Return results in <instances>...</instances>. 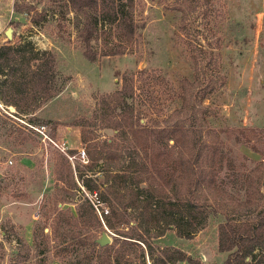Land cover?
<instances>
[{"label": "rangeland", "instance_id": "obj_1", "mask_svg": "<svg viewBox=\"0 0 264 264\" xmlns=\"http://www.w3.org/2000/svg\"><path fill=\"white\" fill-rule=\"evenodd\" d=\"M14 1L0 0V46L25 37L37 48L53 52L60 92L34 111H16L0 103V264H143L136 245L129 246L118 262L112 254L100 252L103 232L109 244L113 241L102 219L107 206L82 187L61 203L65 194L55 186L54 145L23 122L44 124L56 143L66 141L73 150V166L94 179L78 155L85 149L79 124L86 119L92 136L112 137L107 119L92 118L99 96L119 89L123 73L141 69L159 71L178 93L183 77L193 79V49L209 57L203 63L208 76L219 72L224 78L203 101L207 108L199 117L204 115L206 122H197L216 130L223 141L219 189L212 193L219 197L220 209L210 213L194 236L180 237L169 229L152 243L181 249L200 264H224L228 252L218 250V224L227 218H254L264 207V0H134L136 48L94 61L82 53L73 25L76 14L61 7L63 0H19L20 5L35 7V12L15 11ZM33 16L40 19L37 25ZM210 49L217 61L209 65ZM158 83L153 76L140 81L135 100L142 111L140 121L150 125L157 114L165 118L163 108L169 113L180 105L178 98L170 99L162 80ZM247 191L250 203L238 204ZM84 196L94 213L84 204ZM145 262L151 264L147 256Z\"/></svg>", "mask_w": 264, "mask_h": 264}, {"label": "trees", "instance_id": "obj_2", "mask_svg": "<svg viewBox=\"0 0 264 264\" xmlns=\"http://www.w3.org/2000/svg\"><path fill=\"white\" fill-rule=\"evenodd\" d=\"M63 2L61 7L76 14L73 25L88 60L120 55L136 48L134 0ZM13 7L17 12L36 11L28 4L20 5L19 0L14 1ZM39 22L33 16L32 23ZM58 26L64 27L62 23ZM195 51L190 52L193 79L183 77L178 93L160 77L159 71L150 73L141 69L123 73L119 89L99 96L92 118L107 119V127L114 130L112 137L100 140L92 136L86 119L79 124L87 162L83 166L92 171L94 179L73 166V158L68 157H74L73 150H67V156L53 149L55 186L65 194L61 203L68 202L72 192L82 187L86 193L95 194L98 203L107 206L102 219L113 233V241L98 247L100 252L112 254L115 262L128 252L129 246L136 245L140 247L143 264L146 256L151 264L179 261L200 264L181 249L152 243L169 229L180 237L190 238L205 227L210 213L220 209V199L212 197V193L219 189L217 177L223 169L220 158L223 141L216 130L200 127L197 122H206L204 115L199 117L207 108L203 101L224 83V78L219 72L208 76L203 63L209 57L202 50L198 54ZM216 55L210 49L209 65L216 63ZM56 66L53 52L37 48L25 37L17 43L1 45L0 103L13 106L16 111L41 107L60 92ZM152 76L157 84L162 80L170 99L178 98L180 105L169 113L163 108L165 118L159 119L161 115L157 114L159 118L150 125L140 121L142 111L135 106V100L140 95L139 82ZM236 140L249 142L247 137ZM245 203H250L248 191L244 201H238ZM84 204L95 212L87 196ZM83 240L80 239L81 244ZM217 247L220 252H228L224 264H264V207L254 218H227L220 222Z\"/></svg>", "mask_w": 264, "mask_h": 264}, {"label": "built area", "instance_id": "obj_3", "mask_svg": "<svg viewBox=\"0 0 264 264\" xmlns=\"http://www.w3.org/2000/svg\"><path fill=\"white\" fill-rule=\"evenodd\" d=\"M28 127H30L34 132L39 133L40 135L43 136L42 140L45 141L46 139L49 140V142H51L54 145L53 149H56L57 151L64 153L68 156L67 154V150L68 147L66 145V141H62L61 143H56L54 141V139L50 138L45 130H46V125L41 124V125H28ZM78 155H80V157L86 162L85 160V152L83 149H80L78 151ZM70 159H72V156H68Z\"/></svg>", "mask_w": 264, "mask_h": 264}, {"label": "water", "instance_id": "obj_4", "mask_svg": "<svg viewBox=\"0 0 264 264\" xmlns=\"http://www.w3.org/2000/svg\"><path fill=\"white\" fill-rule=\"evenodd\" d=\"M262 188L264 190V180L262 182ZM107 229V228H106ZM98 243L101 245V246H105L107 244L110 243V239L109 237L107 236V234L105 232L102 233L101 237L98 239Z\"/></svg>", "mask_w": 264, "mask_h": 264}]
</instances>
